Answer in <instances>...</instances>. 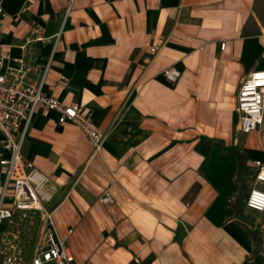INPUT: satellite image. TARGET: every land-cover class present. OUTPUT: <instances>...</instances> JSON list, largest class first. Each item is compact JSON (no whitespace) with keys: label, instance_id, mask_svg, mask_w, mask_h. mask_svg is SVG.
Returning <instances> with one entry per match:
<instances>
[{"label":"crops","instance_id":"obj_1","mask_svg":"<svg viewBox=\"0 0 264 264\" xmlns=\"http://www.w3.org/2000/svg\"><path fill=\"white\" fill-rule=\"evenodd\" d=\"M256 1L0 0L4 69L37 83L47 67L42 92L78 104L104 133L94 153L74 125L39 109L22 145L50 179L72 264H264V211L245 207L250 189L264 190L253 181L264 113L243 135L236 112L239 85L264 70ZM170 68L175 84L163 77ZM3 180L0 167V191Z\"/></svg>","mask_w":264,"mask_h":264},{"label":"built area","instance_id":"obj_2","mask_svg":"<svg viewBox=\"0 0 264 264\" xmlns=\"http://www.w3.org/2000/svg\"><path fill=\"white\" fill-rule=\"evenodd\" d=\"M0 5V32L6 19ZM58 35L56 37V40ZM37 40H41L38 38ZM225 43L220 44L224 49ZM156 49H151L154 52ZM4 52L0 45V133L2 147L9 152L7 158L0 159L4 180L0 191V227L13 223L15 219L25 221L38 216L42 222L39 245L29 264H72L73 256L55 230L51 208L52 195L47 190L49 177L22 156V145L28 134L35 112L39 109L55 111L59 123H70L87 138L94 153H99L104 141V133L90 120L80 106L74 102L64 104L42 92L47 67L39 82L26 79V73L19 68L4 69ZM170 84L180 78L174 68L163 72ZM237 130L247 135L263 122L264 113V70L251 71L239 85L236 93ZM255 169L253 181L264 184V161H253ZM99 202L107 207L113 204L108 190L102 192ZM245 207L255 212L264 211V190L253 187L245 199ZM1 264H20L15 257L4 255ZM89 264V263H84Z\"/></svg>","mask_w":264,"mask_h":264},{"label":"rangeland","instance_id":"obj_3","mask_svg":"<svg viewBox=\"0 0 264 264\" xmlns=\"http://www.w3.org/2000/svg\"><path fill=\"white\" fill-rule=\"evenodd\" d=\"M256 5L264 24V0H257ZM245 191L246 189L242 188L235 201L240 214L244 211ZM42 229V222L38 216L25 221L15 219L13 223H5L0 231V264L4 255L15 257L20 264H29L41 240ZM28 248H30V257L26 259L25 254Z\"/></svg>","mask_w":264,"mask_h":264},{"label":"trees","instance_id":"obj_4","mask_svg":"<svg viewBox=\"0 0 264 264\" xmlns=\"http://www.w3.org/2000/svg\"><path fill=\"white\" fill-rule=\"evenodd\" d=\"M229 150L233 151L235 153L236 157L238 158V161L240 162L241 161V157H240L239 153L236 152L233 148H229ZM1 230H2V227H0V231ZM29 255H30V248H28V251H26V254H25L26 259L30 257Z\"/></svg>","mask_w":264,"mask_h":264}]
</instances>
